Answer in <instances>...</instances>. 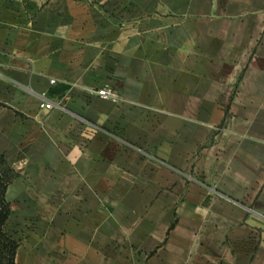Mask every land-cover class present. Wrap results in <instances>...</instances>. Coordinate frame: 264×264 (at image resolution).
Returning <instances> with one entry per match:
<instances>
[{"label":"crops","instance_id":"crops-1","mask_svg":"<svg viewBox=\"0 0 264 264\" xmlns=\"http://www.w3.org/2000/svg\"><path fill=\"white\" fill-rule=\"evenodd\" d=\"M0 152L15 264H264V0H0Z\"/></svg>","mask_w":264,"mask_h":264},{"label":"trees","instance_id":"trees-1","mask_svg":"<svg viewBox=\"0 0 264 264\" xmlns=\"http://www.w3.org/2000/svg\"><path fill=\"white\" fill-rule=\"evenodd\" d=\"M17 174L18 171L0 152V264H15L16 251L19 246V241L6 228L11 213V203L6 198V191Z\"/></svg>","mask_w":264,"mask_h":264},{"label":"built area","instance_id":"built-area-1","mask_svg":"<svg viewBox=\"0 0 264 264\" xmlns=\"http://www.w3.org/2000/svg\"><path fill=\"white\" fill-rule=\"evenodd\" d=\"M94 93H96V94H98L100 96L106 97V98H111L113 100H119L120 99V97L115 92V90H113L112 88H110L108 86H105V87H102V88H98V89L94 90ZM40 106L42 108L49 109V108H52L53 104L50 101L42 100L41 103H40Z\"/></svg>","mask_w":264,"mask_h":264},{"label":"rangeland","instance_id":"rangeland-1","mask_svg":"<svg viewBox=\"0 0 264 264\" xmlns=\"http://www.w3.org/2000/svg\"><path fill=\"white\" fill-rule=\"evenodd\" d=\"M7 228V227H6ZM8 230V229H7Z\"/></svg>","mask_w":264,"mask_h":264}]
</instances>
